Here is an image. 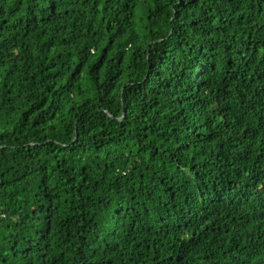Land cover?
Segmentation results:
<instances>
[{
    "label": "trees",
    "instance_id": "obj_1",
    "mask_svg": "<svg viewBox=\"0 0 264 264\" xmlns=\"http://www.w3.org/2000/svg\"><path fill=\"white\" fill-rule=\"evenodd\" d=\"M0 264H264V0H0Z\"/></svg>",
    "mask_w": 264,
    "mask_h": 264
}]
</instances>
